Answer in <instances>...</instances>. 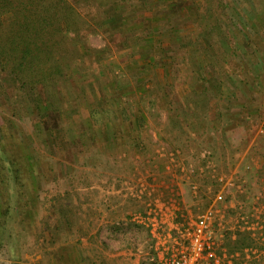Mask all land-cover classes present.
<instances>
[{"label":"rangeland","instance_id":"1","mask_svg":"<svg viewBox=\"0 0 264 264\" xmlns=\"http://www.w3.org/2000/svg\"><path fill=\"white\" fill-rule=\"evenodd\" d=\"M106 1L103 0L102 9L97 11L100 14L99 21L91 24L94 30L89 31L87 44L82 45L77 41L70 47L77 49L81 58L76 56L66 65L65 78L53 88L62 120L59 129L54 130L50 137L41 131V125H34L38 119L33 118L28 113L30 110L23 106L16 82L0 74V122L4 116L10 117L15 121V126L21 129L18 138L19 135L20 139L23 137L22 133L33 137L35 143L32 142L29 152L38 165L43 161L42 168L49 170H46L48 176L43 178L37 193L39 206L36 220L28 230L21 226L17 233L19 245L14 248V253L8 250L10 247L7 245L0 251V264H56L54 255L58 250L69 252L72 264H149L151 242L143 228L132 224L127 230L120 229L116 234L112 233L113 224L118 225L123 219L126 223L130 221L131 214L140 211L141 204L138 201H116L112 198L110 202L114 210L111 211L123 207L122 213L110 216L111 219H106L102 226L100 219L97 220L100 212L95 204L99 194L96 187L87 190L90 186L87 182L91 178L90 181L96 185L98 174L92 169L102 164L106 149L117 151L105 156L109 157L104 158L107 164L122 167L126 174L121 175L136 181L147 177L146 171L148 174L154 172L156 178H161V166L167 160L163 155L170 149H178V159L183 165H195L193 175L200 190L199 204L194 205L189 191L185 192L184 197L193 214L198 209L207 208L222 188L223 183L209 173L213 168L218 174H228L227 177L233 179L236 185H242V192L235 186H229L224 191L231 206L236 207L240 203L247 211L256 205L264 218V176L260 175L264 159V86L257 91L249 87L251 94L245 92L248 102L244 101L240 90L245 87L238 86L239 81L238 85H234L231 80L232 72L236 73L232 67L240 65L232 66L235 62L231 61L240 56H229L227 65L225 62L213 65L215 71L220 70L221 76L225 78L218 80L223 83L220 89L214 91L210 105L197 110L192 108V87L206 79L198 80L196 75L197 81L194 82L191 77L198 67L209 71L207 75H213L205 56L198 57L199 66L193 62L184 63L176 73L164 67L167 66L165 61V65L155 68L147 65L148 60L140 57L134 59L133 56L134 45H143L149 39L150 45L160 44L158 47L152 46L159 53L151 52V56L156 59L164 56L167 62L178 61L187 53L186 48L181 49L183 46L179 48L180 45L204 41L206 31L219 26L228 35H235L231 37L237 44L241 34L253 25L258 28L259 24L264 23V0H241L242 3H237L238 0H180L179 14L183 16L185 24L171 33L168 32L170 27L164 21L165 12L162 11L172 0H116L113 11L107 10L109 6H105ZM247 1L251 2L250 6L245 4ZM153 18L158 19L151 21ZM175 19L177 21L179 18ZM218 20L221 21L219 25L216 24ZM147 29L150 32L145 36ZM114 35L116 44L112 43ZM169 43L174 46H169ZM153 48L149 49L153 51ZM263 58L261 55L251 60L250 64L257 74L264 76ZM111 83L116 85L114 94L122 103H134L138 99L137 104L145 120L143 126H139L135 118L130 122L124 121L118 104H103V99L112 95ZM98 84L104 87L102 94L98 93ZM204 85L213 91L211 84H203L197 89ZM94 98H99L102 105L94 103ZM245 104L247 107L244 109L242 106ZM130 107H127V112H136L135 103ZM100 108L102 111L109 110L115 123L102 117L99 123L90 127L91 110ZM72 109L77 112L70 119L64 117ZM16 127L11 132L10 140L13 139L14 131H18ZM115 131H118L117 135ZM116 136L123 138L120 140ZM132 137L137 140L134 142ZM48 139L49 142H46ZM121 151L127 154L124 160H113L120 156ZM121 202L122 206L118 209L114 207ZM88 203L93 204L89 207ZM60 205L73 207L74 225L70 230L56 232L58 240L53 243L46 223L54 227L57 217L54 208L59 214ZM237 220L233 213L226 218L224 235L229 232L235 239L237 233H246L241 231ZM253 239L259 244L254 247L258 249L257 255H245L241 264L252 259L264 264V242L261 244L255 237Z\"/></svg>","mask_w":264,"mask_h":264},{"label":"trees","instance_id":"2","mask_svg":"<svg viewBox=\"0 0 264 264\" xmlns=\"http://www.w3.org/2000/svg\"><path fill=\"white\" fill-rule=\"evenodd\" d=\"M102 2L103 0H0V74L10 77L16 82L17 92L23 106L30 110L28 113L33 118L38 119L34 125H41L43 127L41 131L47 137H50L54 130L59 129V122L62 120V113L57 105L58 101H56L53 88L62 83L65 78L66 65L76 56L81 58L78 50L70 47L77 41L82 45L87 44L86 37L89 31L94 30L91 24L97 23L100 19V14L97 11L102 9ZM116 3V0H107L105 6H109L107 10L111 9L113 11L114 6L117 5ZM181 3L180 0H172L166 9L162 11L165 12L164 21L170 27L169 33L184 27L183 16L179 14ZM237 3L242 2L238 0ZM245 4L250 6L251 2L247 1ZM107 10L105 9V13ZM109 12L111 13V11ZM259 13L260 11L257 12L258 17ZM175 18L179 19L176 21ZM157 19L153 18L151 21ZM220 23L221 21L218 20L216 24L219 25ZM149 32V29H147L145 36ZM112 34L114 33L112 32ZM241 35V40L236 44L232 38L235 35H228L222 26L214 29L213 27L209 28L206 31V40L190 45L189 43L180 45L179 48L183 46L181 49H187L186 55L178 61L171 62H167L164 56H161L160 59L151 56V52H155V47L152 46L158 47L160 44L150 45L148 39L143 45H134L133 56L134 59L140 57V59L148 60L147 65H152L155 68L165 65V63L163 64L165 61L167 66L164 67L172 73L180 70L179 66L184 63L187 65L193 62V64L198 65V57L205 56L210 65L208 67L212 68L214 76L207 75L209 71H205L204 68L198 67V69H195L196 71L192 74L191 79L196 82L197 75L198 80L206 79V81H198L200 85L192 87L194 88L192 92L194 96L193 110H197L201 106L208 107L214 91L217 88L220 89L223 83V81L219 83L218 80L221 81L220 79L225 77L221 76L220 70L215 71L213 65L218 63L220 65L224 62L227 65L229 64V56L233 58L240 56L237 59L232 58L231 63L235 62L232 66L240 65L232 67L236 73L232 72L231 80L233 79L232 83L234 85H238L239 81L240 85L238 86L245 87L244 90L240 91L244 93H241L244 101L248 102L245 92L248 95L251 94L249 87L256 91L259 87L264 86L263 74H257L250 64L251 60L261 55L264 57V23L259 24L258 28L253 25L252 28ZM112 39V43L116 44L115 35ZM169 44H171L169 46H174L172 43ZM150 47L153 48V51L149 49ZM86 53L88 54V50H86ZM262 63H264V58ZM203 84H211L213 91H210L206 85L197 89ZM138 86H143V84L134 87ZM110 88H112V95L107 99L105 98L107 101L103 99V104L107 106L118 104V109L122 110L124 121L130 122L135 118L138 125L143 126L145 120L143 112L138 107V99L136 102L133 101L136 105V112H127V107L134 105V103H122L114 94L117 91L116 85L111 83ZM103 90L104 87L98 84V93L102 94L101 91L103 92ZM93 102L102 105L99 98H94ZM243 107L245 109L246 104ZM104 110L102 111L101 108L91 110L90 127L99 123V118L102 117L112 124L115 123L110 115L111 112ZM76 112L77 110L72 109L70 112L65 113L64 117L70 119ZM14 127H16L15 121L12 118L2 117L0 122V251L7 245L10 247L8 250L12 253L15 252L14 248L19 245L20 238L17 233H19L21 226L28 230L29 226L36 220L39 206L37 193L43 178L47 177V171L49 172L48 169L42 168L43 161L38 165L29 152L32 144L35 143L33 137H28L25 133H22L23 137L20 139L19 135L18 138L21 129L16 127L18 131H14L15 133L12 134L13 139L10 140L11 132L15 130ZM115 132L117 135L118 131ZM116 138L122 139L121 136H116ZM127 139H130V137ZM132 139H134V142L137 140L135 137H132ZM17 140L18 142H16ZM49 140H46V142H49ZM260 173L261 176H264V159ZM72 208L71 205H60L58 207L59 214L54 208V215L57 216L54 227L52 228L46 223L48 232L51 231L48 235L53 236L50 237L53 243L58 240L55 237L56 232L61 233L72 229L75 216V210ZM132 224L134 223L129 220L126 223L113 224L114 232L112 231V233L116 234L120 229L127 230V227L132 226ZM141 228L149 236L148 230L144 227ZM258 245L248 233L239 232L235 239L232 238L229 232L224 235L223 247L230 256L234 255V264L244 262L246 248L258 247ZM261 246L259 247L261 248ZM237 253L240 256H236ZM54 257L56 264H72V255L69 252L62 253L58 250ZM246 264L262 263L259 260L252 259L247 261Z\"/></svg>","mask_w":264,"mask_h":264},{"label":"built area","instance_id":"3","mask_svg":"<svg viewBox=\"0 0 264 264\" xmlns=\"http://www.w3.org/2000/svg\"><path fill=\"white\" fill-rule=\"evenodd\" d=\"M180 152L165 153L163 155L169 161H179ZM206 157V155H203ZM182 167V166H181ZM185 168V167H184ZM187 170L185 169V172ZM191 171V170H188ZM211 177L223 183L209 206L188 216H179L175 209V200H170L162 206L154 202L145 211L131 215L130 221L148 230L151 241V257L149 264H234V255H229L223 247L224 221L231 217V213L238 218V226L241 231L252 235L261 244L264 242V218H262L258 206L253 205L249 210L238 203L231 206L227 202L224 191L229 186H235L242 192V185L235 184L233 179L218 174L211 168ZM144 183L137 182L140 189ZM197 192V188L193 186ZM262 239V240H260ZM258 249L246 248L245 255H257ZM238 256V254L236 255Z\"/></svg>","mask_w":264,"mask_h":264},{"label":"crops","instance_id":"4","mask_svg":"<svg viewBox=\"0 0 264 264\" xmlns=\"http://www.w3.org/2000/svg\"><path fill=\"white\" fill-rule=\"evenodd\" d=\"M252 106L254 105L252 104ZM256 109L259 110V108ZM252 142H254V139ZM170 150L171 151L169 152H175L174 149L173 151L172 149ZM114 152L117 151H108L106 149V155H103L102 158L104 163L102 162V164L97 165L92 169L98 174L96 185L90 181L91 178H89V181L87 182V185H90L87 187V190H94V187H96V192L99 194V199L97 198V202L94 204L97 207L98 212H100V214L97 216V220L100 219V226L105 223L106 219H111V217L119 213L121 214L123 211V207L119 208V206H122V202L119 205L115 204L114 207L117 209L119 208L115 211L116 213L111 211L114 210L112 207L113 203L110 202V199L112 198L116 201H120L121 199L136 200L141 204V209H139L140 211H145L154 202L162 206L163 204L169 203L170 200L174 199L176 203L174 207L177 210L178 217L181 216V218L182 216H188L191 213V209H189L190 207H188L184 201L186 191H189L194 205L199 204L201 195L199 186L194 181V164H185L187 168H192L191 171H188L185 165H183L180 161L174 162V164H172L169 159L166 158L167 160H165V163L163 162L161 166V178H156V173L154 172L152 174H148V171H146L145 174H147V177L145 176V178H143L142 182L144 185L140 189V186H137L138 181H136V179L131 180L130 177L124 178L123 175L126 173L123 171L122 167H112L107 164L108 162L104 158L109 157L105 156L114 154ZM120 153V156L115 159L113 158V160L119 159V161H123L127 154L124 151H121ZM185 169L187 170L186 172ZM157 179H160V181H157ZM193 186L197 188V192L193 189ZM92 204L93 203H88L87 206L91 207ZM109 212L112 213L109 215ZM123 221L124 219L121 221V223ZM118 222L119 221L116 223Z\"/></svg>","mask_w":264,"mask_h":264}]
</instances>
